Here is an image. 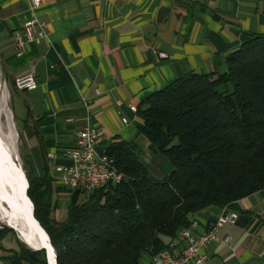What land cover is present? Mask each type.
<instances>
[{"label":"crops","instance_id":"1","mask_svg":"<svg viewBox=\"0 0 264 264\" xmlns=\"http://www.w3.org/2000/svg\"><path fill=\"white\" fill-rule=\"evenodd\" d=\"M35 18L48 24V39L28 43L18 55L15 32ZM254 35H264V0H42L35 10L30 0H0L5 76L14 87L28 73L38 82L33 90L14 88L11 98L31 127L29 169L39 174L47 167L56 179L55 167L71 162L66 151L91 126L105 131L101 148L116 139L137 144L150 173L163 178L169 165L150 150L130 105L144 107L153 93L189 72L224 69L227 56ZM226 211L238 218L218 229L220 241L207 247L208 264H264V190L191 214L190 228L200 235Z\"/></svg>","mask_w":264,"mask_h":264},{"label":"trees","instance_id":"2","mask_svg":"<svg viewBox=\"0 0 264 264\" xmlns=\"http://www.w3.org/2000/svg\"><path fill=\"white\" fill-rule=\"evenodd\" d=\"M143 105L140 132L169 165L163 178L150 173L137 144L120 139L107 149L123 173L120 183L70 189L55 187L47 167L27 171L34 216L57 264H140L162 250L175 254L191 214L264 190V35L231 52L224 69L189 72ZM61 189L70 201L57 220L53 194ZM11 252L12 264H47L43 249Z\"/></svg>","mask_w":264,"mask_h":264},{"label":"built area","instance_id":"3","mask_svg":"<svg viewBox=\"0 0 264 264\" xmlns=\"http://www.w3.org/2000/svg\"><path fill=\"white\" fill-rule=\"evenodd\" d=\"M42 0H30L32 10L40 7ZM49 36L48 24L37 18L29 20L23 28L15 32V39L18 55L24 53L28 43H40L47 40ZM165 56V54H161ZM19 78V90H33L38 87L34 73L24 74ZM100 91L97 90L96 94ZM121 102H119L120 104ZM130 108L137 112L135 105ZM123 122H127L123 118ZM103 128L87 126L78 133L75 146L66 151L71 162L67 165L56 166V181L70 189L95 190L108 184H117L123 181V173L119 171L114 158L110 157L107 149L101 148L104 138ZM55 157V153L49 154ZM238 213L226 211L212 226L200 235H196L191 228H185L180 232V237L185 245L179 254L170 250H162L158 254L148 255L143 258L140 264H208L207 247L212 242L220 241L218 229L226 223H235ZM224 242H229L226 237ZM0 264H6L0 260Z\"/></svg>","mask_w":264,"mask_h":264},{"label":"rangeland","instance_id":"4","mask_svg":"<svg viewBox=\"0 0 264 264\" xmlns=\"http://www.w3.org/2000/svg\"><path fill=\"white\" fill-rule=\"evenodd\" d=\"M14 88H16V86L14 87L6 78L0 60V139L2 141V149L7 155L10 154L14 163L24 171L28 182L27 171L30 169L25 155L28 127H31L27 125V120L26 122L20 120L24 111L19 100L15 98L12 103L11 98L15 91ZM54 186L57 185L55 184ZM69 201L70 193L67 190L61 189L58 191L57 195L54 196L52 202L53 215L57 220H64L66 218ZM4 205L6 206L5 203ZM4 218H6V215L0 206V249L2 250L3 256L0 260L4 261V263L9 262L12 264V260L15 258L16 254L11 252V248L20 249L24 247L29 250L34 249L29 247L22 240L16 230L7 225L5 222L6 219ZM41 258H44V255H41ZM45 258L47 259L46 253ZM146 259L147 256L144 260Z\"/></svg>","mask_w":264,"mask_h":264},{"label":"bare ground","instance_id":"5","mask_svg":"<svg viewBox=\"0 0 264 264\" xmlns=\"http://www.w3.org/2000/svg\"><path fill=\"white\" fill-rule=\"evenodd\" d=\"M15 86L19 88V78L15 80ZM1 143L2 141L0 139V206L5 212L6 218L4 219H6L5 222L7 225L14 226L19 233L20 231L26 233L24 228L17 224L14 215L23 207L24 202L22 198L29 206L31 205L25 196V189L28 188V182L24 171L14 163L10 154L7 155L3 151ZM9 205L12 206V209ZM26 238L30 239L35 249L40 246L39 242L37 243L29 234H26ZM51 262L54 264L53 258H51Z\"/></svg>","mask_w":264,"mask_h":264},{"label":"water","instance_id":"6","mask_svg":"<svg viewBox=\"0 0 264 264\" xmlns=\"http://www.w3.org/2000/svg\"><path fill=\"white\" fill-rule=\"evenodd\" d=\"M27 189L28 188L25 189V196L30 201L31 205L29 206L22 198L24 202L23 207L21 210L17 212V214L14 215L15 221L20 227L24 228L26 233L22 231H20L19 233L17 229L12 225H9V227L16 230L19 233L22 240L24 239L23 241L32 249L45 250L48 264H52L51 258H53L54 264H57V255L56 252H54L55 249L51 243L48 233L34 216V204L27 194ZM9 207L12 209L11 205H9ZM26 234H29V236L33 238L37 243L39 242L40 246L35 249L32 246L30 239L26 238Z\"/></svg>","mask_w":264,"mask_h":264}]
</instances>
